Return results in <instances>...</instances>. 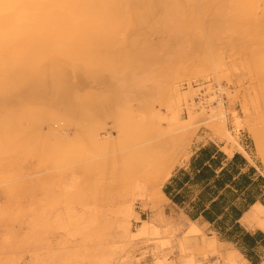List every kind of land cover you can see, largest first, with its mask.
Here are the masks:
<instances>
[{"label":"rangeland","instance_id":"rangeland-1","mask_svg":"<svg viewBox=\"0 0 264 264\" xmlns=\"http://www.w3.org/2000/svg\"><path fill=\"white\" fill-rule=\"evenodd\" d=\"M157 6L151 11L160 24L134 5L117 18L121 30L101 13L92 36L54 45L28 82L0 94L1 130H24L0 138V264H230L214 237V246H204L207 232L187 230V221L151 189L203 138L241 152L264 172V3L254 2L252 13L246 0H158ZM169 86L180 93L191 87V100L171 104ZM218 105L225 133L212 119ZM91 135L113 143L96 151L87 142ZM164 141L168 148L156 160L168 163L163 168L135 155ZM153 199L162 215L140 234V221L157 213ZM125 206L133 211V236L123 239L115 211ZM191 235L196 244L185 245Z\"/></svg>","mask_w":264,"mask_h":264},{"label":"bare ground","instance_id":"bare-ground-1","mask_svg":"<svg viewBox=\"0 0 264 264\" xmlns=\"http://www.w3.org/2000/svg\"><path fill=\"white\" fill-rule=\"evenodd\" d=\"M256 1L263 2L264 3V0H246L247 5H248V7H247L248 13H252L251 11H252V8L254 6V2H256ZM0 2H5L6 3V5H3L4 7L2 6L3 8H1V6H0V94L7 93L8 90H9L8 89L9 86H15V85L21 84V83L26 82V81L28 82L29 78L35 73V71H37V69H39L40 67H42V65H44L41 61L50 60L51 59L50 58L51 57L50 53L52 52L54 45H57L58 43H63L64 44V42H66V43L67 42H72L70 40H72L74 38L75 39H78V37L81 38L82 36H88V37H89V35L92 36V33L93 32H90V30L92 28H96L98 26V24L100 25V22H102V17H101L102 14L101 13H103V12H104V14L102 16H104V15L105 16L106 15L108 16L109 22H107V25L108 24L114 25V24L118 23V27H119L120 30L122 28V25H119V22H117V18L118 17L120 18V16H124L126 13L130 12V10H132L131 7H134V5L135 6H140L141 8H143L142 10H144V11H142L143 12L142 13V12H139L138 11L140 8L138 10L136 9L135 10V11H137L136 13L139 12L143 16L146 15L147 17H149L150 20H153L154 22L157 21V19L153 18L154 16L152 15L153 12L151 10H152L153 7L158 8V6H157L158 0H145L144 2H142L141 5H138L141 2H138L136 0H0ZM144 3H146V4H144ZM175 3H176V1H175ZM168 8H170V7H168ZM180 9L181 8H179V10ZM3 11H5V12H3ZM175 12H176V9H175ZM105 13H107V14H105ZM26 15H27V17H25ZM104 23L106 24V22H104ZM155 23L160 24L158 22H155ZM97 28L100 29L99 26ZM94 30H97V29H94ZM94 33H95V31H94ZM106 36H108V35H106ZM86 39H88V38H86ZM85 40H82V41L85 42ZM103 40H101V41H103ZM93 41H94V39H93ZM81 44H82V42H81ZM78 45H79V43H78ZM73 47L74 46H72V48ZM78 48L79 47H77L76 49H74V51L77 50ZM93 48L95 49V47H93ZM66 49H68V48L66 47ZM85 49H87V48H85ZM62 50H64V49H62ZM65 50H64V52H65ZM79 51H82V49L79 50ZM89 51H90V49H89ZM96 51H97V49H96ZM59 53L60 52H58V54H57L58 56H59ZM71 54L72 53H70L69 55H71ZM76 54H77V52H76ZM76 54H75V57H77V55H78V54L77 55ZM79 54H81V53L79 52ZM84 54H83V56H85ZM62 55H64V54L62 53ZM65 55H67L66 52H65ZM78 57H77V59H79ZM53 60H55V59H53ZM71 62H72V60H71ZM60 68H62V67H60ZM19 80H20V82H18ZM170 84H172V83H170ZM175 87L173 88V87H170L169 86V88H168V91L170 92L169 101H170L171 104H179V103H181V101H185L186 102L189 99L191 100V96H192L191 95V87H188V91H186L185 93H180L179 90H178V88L176 89ZM92 104L95 105L96 103L95 102H92ZM217 109H218V111H217L218 114L215 115V117H213L212 119L213 120L216 119V123L219 122L218 126H219L220 130L223 133H225L227 131H225V125H224L225 124V117L223 115L222 106L218 105ZM22 114H24V113H22ZM31 114H32V112H28V111L26 113V115L29 116V117L33 116ZM22 117H23V115H22ZM50 118H51L52 121L60 122V118H55V115H51ZM24 119H22V120L24 121ZM26 120H27V118H26ZM60 123H62V122H60ZM234 124L236 125V130L238 131V128H240V126H241L240 122L235 119L234 120ZM2 125H3V123H0V138H7V137L10 136V134L13 135V138H16L17 136H19L20 132L23 130L22 129L23 127H21V129H20L19 126L16 125L18 128L14 129L13 132H9V133L4 134L3 133V130H1ZM27 128H29V131L28 132H30L31 129L33 130V127H31V129H30V127H27ZM50 130H51V128H50ZM25 131H26V129H25ZM252 132L254 133V136H253V140H254V143H255L254 145H255L256 150L258 151V154H259V153L262 152V151L260 152V138L261 137L258 138V136H260V135H258V134L255 135L256 134L255 131H252ZM37 133H39V132H37ZM37 133H35L36 136H37V138H46V136H44L43 134H42L43 136H41L40 134H37ZM82 136H80V137H82ZM91 136H92V138L90 140L88 139L87 142L89 143V141H91V143L93 144V147H94V149H96V151L97 150H101V149H104V150L105 149H108V146L107 145H111L113 143L112 142V139H110V138H107V139H105V141L100 142V140L97 138V136H94V135H91ZM88 138H90V137H88ZM48 139H46V140H48ZM122 139H124V138H122ZM46 140H45V142H46ZM78 140H79V138H78ZM39 142H41V141H39ZM46 144H45V146H46ZM35 146H37V145H35ZM47 146H48V144H47ZM47 146H46V148H47ZM141 147H139V148H141ZM263 147H264V145H263ZM167 148H168L167 147V141L158 142V143L151 144V145H144L143 148L141 149L142 151L141 150H136V153L137 154H135V155H137V157H139L140 159L142 158L144 162H151V163L157 164V165H159V167L163 168L168 163L165 162V161H163V163H160V162H156V160L158 159V156H161L166 151ZM34 149H36V148H34ZM136 149H138V148H136ZM127 150H129V149L127 148V149H124L123 151H127ZM262 154H263V152H262ZM164 158H166V157H164ZM162 159H161V161H162ZM151 163H149V164H151ZM167 175H168V172L166 174L162 175L158 180H156L154 182L151 191L157 193L156 194L157 196L156 195H153V193H152L151 197L152 196H156V197H158V199L160 198L161 201H163V200L164 201H167V199L162 194L161 189H160L161 186H162V184L164 183ZM153 198H155V197H153ZM155 199H157V198H155ZM151 202H152V207L154 208V210L156 209L157 213L155 215L153 214L154 215L153 217H150L149 222H146V221H143V220L140 221L141 224H142V226H140V228H139V233L140 234H142V233L145 232L146 226H147L148 223H150L152 225L162 215V214L160 215V210H161L160 204L161 203L158 202V201H156V200H154V199L151 200ZM258 208H259L260 214H263L264 208H262V207L255 206L251 210H255L256 211V209H258ZM131 209L132 208L130 206H125V207H123L120 210L117 209L118 211L117 210L115 211V212H118L117 220L115 219L116 218V215H115V218H112V219H115L117 221L116 224L117 223L119 224V225H116L115 224L116 227L118 229L120 228L121 230H123L122 233L125 234V235H123V234L119 235L120 237L123 235V239L126 238V237L124 238V236H126V234L127 235H130V234H128L129 233V226H130L129 225L130 224L129 221H130V216L133 213V211ZM257 213L258 212H256V214ZM74 216H75V214H74ZM94 216H95V214H94ZM263 219H261V220H263ZM113 222H115V221H113ZM11 223H12V221H11ZM15 223H17V222H15ZM12 225H13V223H12ZM24 226H25V224H24ZM188 227H189L188 230L191 231V232H193L194 234L196 232H198L197 228L194 227L193 224L190 225V226H188ZM21 228H22V226H21ZM117 228H116V230H118ZM120 229L118 231H121ZM80 231H82V230H80ZM81 234H82V232H81ZM83 234H84V232H83ZM130 236L131 237L133 236V232H132V235H130ZM201 242L206 247H212V246H214V239L212 237H208L206 239H204L202 237L201 238ZM8 248H10V247H8ZM23 249H25V248H23ZM23 249L21 247V250H23ZM14 255H15V253H14ZM224 257L227 259V261H229L230 264H245L244 258L241 256V254L237 250H231V251L228 250L226 252V255H222V258H224ZM19 259H20V257H19ZM29 262H32V261H29ZM6 263H3V264H6ZM261 264H264V262H262Z\"/></svg>","mask_w":264,"mask_h":264},{"label":"crops","instance_id":"crops-1","mask_svg":"<svg viewBox=\"0 0 264 264\" xmlns=\"http://www.w3.org/2000/svg\"><path fill=\"white\" fill-rule=\"evenodd\" d=\"M203 139L162 185L167 209L214 237L222 250H237L245 264H261L264 212L251 209L264 208V172L241 152H228L223 142ZM193 237L188 236L185 245L189 240L195 245Z\"/></svg>","mask_w":264,"mask_h":264},{"label":"trees","instance_id":"trees-1","mask_svg":"<svg viewBox=\"0 0 264 264\" xmlns=\"http://www.w3.org/2000/svg\"><path fill=\"white\" fill-rule=\"evenodd\" d=\"M241 247H242L241 245H238V248H240V249H241Z\"/></svg>","mask_w":264,"mask_h":264}]
</instances>
